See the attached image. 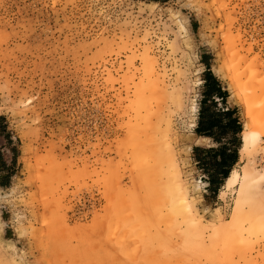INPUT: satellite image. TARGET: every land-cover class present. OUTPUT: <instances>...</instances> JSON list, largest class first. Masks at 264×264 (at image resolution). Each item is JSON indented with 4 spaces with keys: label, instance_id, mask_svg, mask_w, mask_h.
<instances>
[{
    "label": "rangeland",
    "instance_id": "obj_1",
    "mask_svg": "<svg viewBox=\"0 0 264 264\" xmlns=\"http://www.w3.org/2000/svg\"><path fill=\"white\" fill-rule=\"evenodd\" d=\"M205 55L243 138L264 123V0H0L7 259L264 264V181L214 197L192 157L212 145L193 126ZM263 135L240 174H264Z\"/></svg>",
    "mask_w": 264,
    "mask_h": 264
},
{
    "label": "trees",
    "instance_id": "obj_2",
    "mask_svg": "<svg viewBox=\"0 0 264 264\" xmlns=\"http://www.w3.org/2000/svg\"><path fill=\"white\" fill-rule=\"evenodd\" d=\"M210 58L209 55L202 57L206 70L203 73V91L194 132L208 138L212 145L193 146L192 157L202 179L208 184V191L217 197L240 160L244 124L238 108L229 105L230 93L212 70ZM0 165L6 167L2 157ZM9 179L1 180L0 186H8Z\"/></svg>",
    "mask_w": 264,
    "mask_h": 264
},
{
    "label": "bare ground",
    "instance_id": "obj_3",
    "mask_svg": "<svg viewBox=\"0 0 264 264\" xmlns=\"http://www.w3.org/2000/svg\"><path fill=\"white\" fill-rule=\"evenodd\" d=\"M149 4L151 5H157L159 2L157 1H148ZM164 89V88H163ZM163 93V92H162ZM161 93V94H162ZM163 95V94H162ZM258 114V113H257ZM257 116V115H256ZM249 117V116H248ZM259 117V115H258ZM264 117V116H263ZM261 117V118H263ZM260 120V119H259ZM166 121V120H165ZM263 121V120H262ZM260 121H256L255 119L253 120V118L249 119L248 121V128L247 130H245L244 134H243V138H242V142H243V147L241 149V151L248 149L247 147L250 146V144L254 143L253 145H255L257 143V141L259 140V138H261V136L264 134V123ZM196 124H194L193 126H195ZM165 129V128H164ZM253 135H255V140L253 141ZM264 136V135H263ZM198 139H205V137H201L198 136ZM256 142V143H255ZM245 153V152H244ZM253 161V160H252ZM245 164V163H244ZM246 165V164H245ZM252 166V165H251ZM250 165L247 164V166L244 169L243 174H240L238 172V170L235 168H233L230 176L228 177L225 186L227 187H232V186H236L239 185V198L242 200L243 194L246 193V191L250 190L249 188L255 187V185H257L259 182L261 183V181L263 182L264 180V174H260L258 175L257 170L253 167H251ZM173 167V166H172ZM177 172V171H175ZM171 177V176H170ZM170 180V179H169ZM173 181V180H172ZM170 183V182H169ZM178 183V182H177ZM176 187V186H175ZM180 187V186H179ZM184 188V187H183ZM180 189V188H179ZM253 189V188H252ZM255 189V188H254ZM178 191V190H177ZM178 193V192H177ZM224 194V193H223ZM172 195V194H171ZM225 196V195H224ZM3 196L0 194V200ZM245 198V197H244ZM120 201V200H119ZM238 201H240L238 199ZM245 203V202H244ZM240 204V203H239ZM114 206V205H113ZM175 206V205H174ZM178 207V206H176ZM239 208V207H238ZM179 210L178 208H176V211ZM181 211V210H180ZM113 215V214H112ZM121 215V214H120ZM111 216V215H110ZM119 217V216H118ZM116 220V219H115ZM234 225V224H233ZM225 226V225H224ZM166 235V234H165ZM162 242V241H161ZM111 243V242H110ZM113 244V243H112ZM111 244V245H112ZM117 248V247H116ZM86 253V252H85ZM118 254V253H117ZM191 255V253H190ZM95 260V259H94ZM100 264V263H99Z\"/></svg>",
    "mask_w": 264,
    "mask_h": 264
},
{
    "label": "clouds",
    "instance_id": "obj_4",
    "mask_svg": "<svg viewBox=\"0 0 264 264\" xmlns=\"http://www.w3.org/2000/svg\"><path fill=\"white\" fill-rule=\"evenodd\" d=\"M14 186H15V185H13V187H14ZM16 195H17L18 198H21V199H22L23 196H24V193H23L20 189H18ZM5 204L8 205L7 201L0 202V208H2ZM8 206H9V205H8ZM9 207H10V206H9ZM10 209H11V207H10ZM0 221H3V219L0 218ZM3 222H4V221H3ZM4 225H5V227H6L5 222H4ZM6 254H7V253H6V250H0V264H13V261H12V260H9V259L6 258ZM17 264H19V262H17ZM24 264H27V262L25 261Z\"/></svg>",
    "mask_w": 264,
    "mask_h": 264
},
{
    "label": "snow or ice",
    "instance_id": "obj_5",
    "mask_svg": "<svg viewBox=\"0 0 264 264\" xmlns=\"http://www.w3.org/2000/svg\"><path fill=\"white\" fill-rule=\"evenodd\" d=\"M253 141L255 140V135H253ZM262 231H264V228H262ZM21 234L23 235V232H21Z\"/></svg>",
    "mask_w": 264,
    "mask_h": 264
},
{
    "label": "crops",
    "instance_id": "obj_6",
    "mask_svg": "<svg viewBox=\"0 0 264 264\" xmlns=\"http://www.w3.org/2000/svg\"><path fill=\"white\" fill-rule=\"evenodd\" d=\"M205 139H208V138L205 137ZM208 140H209V139H208ZM197 145H201V144H197ZM201 146H203V145H201Z\"/></svg>",
    "mask_w": 264,
    "mask_h": 264
}]
</instances>
